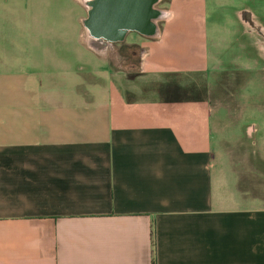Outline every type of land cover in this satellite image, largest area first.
<instances>
[{
    "label": "crops",
    "instance_id": "1",
    "mask_svg": "<svg viewBox=\"0 0 264 264\" xmlns=\"http://www.w3.org/2000/svg\"><path fill=\"white\" fill-rule=\"evenodd\" d=\"M85 3L0 0V264H264V70L222 62L235 94L198 104L203 129L188 103L133 113L122 72L86 59L111 69L116 48L121 67L138 45L143 68L180 73L165 56H207L174 32L195 0L165 33L114 42L85 29ZM235 19L264 68V22L247 6Z\"/></svg>",
    "mask_w": 264,
    "mask_h": 264
},
{
    "label": "rangeland",
    "instance_id": "2",
    "mask_svg": "<svg viewBox=\"0 0 264 264\" xmlns=\"http://www.w3.org/2000/svg\"><path fill=\"white\" fill-rule=\"evenodd\" d=\"M60 1L63 3H71V0ZM172 2L165 0L162 5L164 9L169 11L171 17L172 13L175 12L174 10H181L183 8L182 6L186 5L187 0H174ZM246 6L252 8L257 16L264 22V0H195L194 4L178 12V18L174 26L176 35L179 34L182 35L181 37L186 36L187 38L194 37V35L197 37L202 35V39H197L198 41L195 43L196 49L197 52H199V48L202 49L203 47L202 53H207L205 58L196 56L195 59L182 58L181 60H177L174 59L171 54L167 55V57L165 56V59L167 58L168 61L166 64L170 66L169 69L171 71H174L173 69H178L181 71L180 73L177 71L176 73H158L155 72V70L152 72L149 68L152 60H148L149 66L143 68L140 59L142 52L138 45L119 48L122 50L119 53L121 55H126L125 64H122L121 67L119 64L116 63V66L114 63V61H118L116 59L118 49L116 48H109L108 56L111 57L110 61L113 65L111 69L107 63L98 61L95 58L93 61H89L88 59H86V61H88L89 65L92 66L95 71L100 70L101 72L103 69L105 71L109 69L111 74L113 71L122 72L118 77L114 78L113 83L114 86H116L115 89H119L121 92V97L134 103L133 108L129 110L133 113L148 114L154 109L160 111L161 109L156 108V106L165 104L162 91L164 87L169 84L172 86L176 85L182 89V91L188 89L189 93L193 95L200 92L201 97L205 99L198 103L193 101L186 102L189 108H182L180 115L187 117L189 122L186 123L190 127L195 126L198 129L201 126L203 129L205 112L198 104H203L207 99L211 100L213 109L218 111L219 104L221 103L220 100L224 101L228 96L230 97L231 94H235V86L229 87V82L225 80L227 74L221 73V75H218L213 72L216 70H223V68H225L223 63H227V61L232 62V64L236 63L249 68L254 67L255 69L264 70L255 59L248 57L250 55H248V53L250 52H248V49H245L246 43L237 41L239 37V27L235 19V12ZM83 15L85 18L88 17L86 7L83 10ZM138 15L137 9L132 7L130 10V18L133 24L137 22ZM95 18L103 23L110 20L108 12L101 9H98ZM164 24H166V22L161 24V27H163ZM167 26L165 25V27H163L164 33L165 29L170 28ZM203 32H205V35H203ZM196 36L191 38L189 42L195 41L197 38ZM173 37L174 35L170 33L164 41H160L159 46L161 47V45H163L166 47L165 49H167V51L171 52L172 47L169 46V41L173 39ZM128 40L140 41L141 39L139 36L135 35V33H132V36H129ZM198 42L199 44L197 46ZM218 54L226 56L223 58V61L219 58ZM144 55L145 54L142 55V58ZM198 64L202 66L200 71L211 72L212 75L210 74L207 77L203 73H196L198 72V70H196ZM231 75V73H228V77H231ZM104 76L106 77V74ZM232 105H234V103H232Z\"/></svg>",
    "mask_w": 264,
    "mask_h": 264
},
{
    "label": "water",
    "instance_id": "3",
    "mask_svg": "<svg viewBox=\"0 0 264 264\" xmlns=\"http://www.w3.org/2000/svg\"><path fill=\"white\" fill-rule=\"evenodd\" d=\"M154 1L155 0H99L91 18L85 20L84 25L91 37L97 40H121L124 38L127 29H143L142 25L146 23L150 17V7ZM132 7L137 9V14L139 13L135 24L132 23V19L130 18V10ZM98 9L108 12L110 16L108 22L103 23L95 18ZM242 14L245 15L244 12Z\"/></svg>",
    "mask_w": 264,
    "mask_h": 264
},
{
    "label": "flooded vegetation",
    "instance_id": "4",
    "mask_svg": "<svg viewBox=\"0 0 264 264\" xmlns=\"http://www.w3.org/2000/svg\"><path fill=\"white\" fill-rule=\"evenodd\" d=\"M84 1L86 2L85 4H87V16L88 17L85 19L87 20L91 18V15L94 12L99 0H84ZM164 1L165 0H155L151 4V7H150L151 15L148 18L147 22L143 23L142 25L143 29L141 30L137 28L127 29L124 37L127 35H132V33H135V35L139 37H143V38L153 39L157 37L160 34L161 24L171 16L169 11L162 7ZM168 1H171V0H168ZM105 41L114 42V41H108V40H105ZM140 51L142 52L141 54V59H142V55L145 53L142 49H140Z\"/></svg>",
    "mask_w": 264,
    "mask_h": 264
},
{
    "label": "trees",
    "instance_id": "5",
    "mask_svg": "<svg viewBox=\"0 0 264 264\" xmlns=\"http://www.w3.org/2000/svg\"><path fill=\"white\" fill-rule=\"evenodd\" d=\"M162 94L164 96V102L166 104H179L186 103L189 101L202 102L205 98L201 97V93H195V95L190 94L188 89L182 91L179 87L172 86L171 84L164 87Z\"/></svg>",
    "mask_w": 264,
    "mask_h": 264
}]
</instances>
